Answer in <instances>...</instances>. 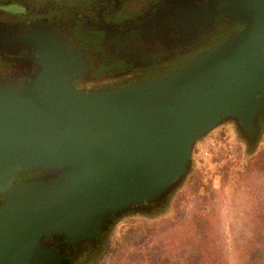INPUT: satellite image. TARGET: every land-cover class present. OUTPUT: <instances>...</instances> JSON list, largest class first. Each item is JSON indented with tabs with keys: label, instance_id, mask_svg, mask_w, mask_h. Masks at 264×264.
Masks as SVG:
<instances>
[{
	"label": "water",
	"instance_id": "water-1",
	"mask_svg": "<svg viewBox=\"0 0 264 264\" xmlns=\"http://www.w3.org/2000/svg\"><path fill=\"white\" fill-rule=\"evenodd\" d=\"M198 1L173 12L210 10L243 29L167 75L101 91L76 89L60 44L0 26V44L40 56L30 81L0 83V264H69L67 246L135 207L165 204L217 129L258 135L264 0ZM23 170L54 173L13 187Z\"/></svg>",
	"mask_w": 264,
	"mask_h": 264
},
{
	"label": "flooded vegetation",
	"instance_id": "flooded-vegetation-1",
	"mask_svg": "<svg viewBox=\"0 0 264 264\" xmlns=\"http://www.w3.org/2000/svg\"><path fill=\"white\" fill-rule=\"evenodd\" d=\"M198 0H0V26L18 35L29 31L46 43L60 44L77 69L80 91L129 86L167 75L215 48L243 25L217 13L173 12ZM189 16V17H188ZM185 20V21H184ZM10 42V40H9ZM40 56L23 47L12 52L0 44V83L22 85L40 71ZM264 99V91L259 95ZM263 116V117H262ZM264 111L257 136L240 133L246 154H253L264 134ZM249 141L253 142L251 144ZM52 171L23 170L13 187L46 178ZM0 194V206L6 202ZM152 215L164 208L139 207ZM141 212V213H140ZM116 219L65 252L69 264H96L111 238ZM62 244V243H61ZM61 244L56 243L57 246Z\"/></svg>",
	"mask_w": 264,
	"mask_h": 264
},
{
	"label": "rangeland",
	"instance_id": "rangeland-1",
	"mask_svg": "<svg viewBox=\"0 0 264 264\" xmlns=\"http://www.w3.org/2000/svg\"><path fill=\"white\" fill-rule=\"evenodd\" d=\"M239 132L227 124L208 137L181 189L162 210L118 221L96 264L258 263L264 255V134L256 152L246 154Z\"/></svg>",
	"mask_w": 264,
	"mask_h": 264
},
{
	"label": "trees",
	"instance_id": "trees-1",
	"mask_svg": "<svg viewBox=\"0 0 264 264\" xmlns=\"http://www.w3.org/2000/svg\"><path fill=\"white\" fill-rule=\"evenodd\" d=\"M263 117V116H262ZM264 120V119H263ZM251 144H253V142L249 141ZM256 264H264V255L260 258L259 262Z\"/></svg>",
	"mask_w": 264,
	"mask_h": 264
},
{
	"label": "built area",
	"instance_id": "built-area-1",
	"mask_svg": "<svg viewBox=\"0 0 264 264\" xmlns=\"http://www.w3.org/2000/svg\"><path fill=\"white\" fill-rule=\"evenodd\" d=\"M205 154H207V153H205Z\"/></svg>",
	"mask_w": 264,
	"mask_h": 264
}]
</instances>
